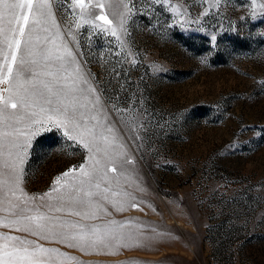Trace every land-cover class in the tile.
<instances>
[{
    "label": "rangeland",
    "instance_id": "1",
    "mask_svg": "<svg viewBox=\"0 0 264 264\" xmlns=\"http://www.w3.org/2000/svg\"><path fill=\"white\" fill-rule=\"evenodd\" d=\"M33 4L23 35L0 32V80L29 100L51 84L81 127L56 126L55 97L9 109L0 245L55 249L47 264H264V0ZM37 215L43 230L21 219Z\"/></svg>",
    "mask_w": 264,
    "mask_h": 264
},
{
    "label": "snow or ice",
    "instance_id": "2",
    "mask_svg": "<svg viewBox=\"0 0 264 264\" xmlns=\"http://www.w3.org/2000/svg\"><path fill=\"white\" fill-rule=\"evenodd\" d=\"M77 4H79L81 7L84 6V0H75ZM162 2V0H161ZM253 4H255V0H252ZM35 7H40V5H36ZM95 7H102V5H96ZM264 8V6H261ZM125 8L128 9V11H131V8L128 7L127 4H125ZM27 9V11H25ZM34 10V4L33 0H0V25H4L3 27H0V32H4L6 30H10L15 32L17 29L16 27H13L14 24L19 25V32L21 35H23L25 31V25L28 23L29 15L28 13L33 12ZM91 14V13H89ZM206 13H202L201 15H205ZM253 18H255V13H253ZM97 19L103 20L105 24H110L111 21L107 19L105 16H99ZM23 21V23H21ZM113 35H116L115 31L112 33ZM213 41H215L216 37H212ZM17 46H19V40L16 41ZM11 47V44L9 45ZM13 60H15V55L13 54ZM12 68L9 66L8 68V74L11 75ZM22 73L18 71L16 73V79L19 81V78L21 77ZM0 83L8 85V87L0 89V93H8L7 96H4L0 94V123H6L7 120L11 118V116L15 115L14 112L10 113L9 109H17V108H23L26 106L36 107L37 104L40 101H43L44 104L51 105L53 104V97H55V103L58 105L56 108L50 109L51 112L57 114L58 116H63V120H57L56 126H60L62 124H68L72 123L74 124L75 128H80L81 125L76 122V107L75 103L71 102L72 112L69 114V105L64 103V99L61 98V92L54 90L53 86L49 83H43V87L47 90L48 95L44 96L43 93H40L39 95L37 93H31L32 96H37L38 99L36 100H29V95L27 93V90L25 89V94H21L19 90V86L17 85L16 91H13V86L10 82V80L5 77L4 79L0 80ZM94 91V90H93ZM15 101V102H13ZM40 111L44 112L45 109L41 106ZM37 115L36 112H32L31 116L35 117ZM48 119H53L52 116H49ZM33 123H38V121L33 120ZM7 127H11V125H7ZM15 133L19 134V129L13 130ZM13 133L9 132L7 130L0 133V148L4 146V138H7L11 136ZM67 135V132L65 133ZM70 139H73V137H69ZM85 147H88V145H85ZM101 149H97V151H100ZM106 151V149H105ZM11 155V153H9ZM9 167L12 169V171H15L14 166L9 165ZM72 169H69V172H71ZM81 174L82 175H89L87 171H83V166L81 165ZM64 176L68 175V172L63 174ZM19 179V177H16ZM59 177L56 178V181H59ZM54 181V183L56 182ZM97 187H99L97 185ZM14 194V193H13ZM45 196L48 195V193L44 194ZM86 195L91 196L92 193H86ZM136 205H133L135 207ZM21 211H24V209H21ZM59 211V209H57ZM21 219L28 221L31 225L34 223L35 227L38 229L43 230L45 225L40 223V221H43L45 219L42 215L37 216H26L21 217ZM29 228L26 227L25 231H28ZM33 235L36 233L33 232ZM73 240L79 239L78 234H73L70 237ZM4 244L0 245V255H2L3 259H0V264H47L46 261L36 256V252H46V251H55V249H45L42 246H37L35 248H32L31 250L29 247H26L24 245L28 244H34V241L27 240L26 238L22 239L19 236H8L7 234L4 235ZM18 241L21 246L16 245H9L8 241ZM103 243V240L100 241ZM69 246H74L72 244H69ZM9 248H11V251H9ZM81 250H83V245H81Z\"/></svg>",
    "mask_w": 264,
    "mask_h": 264
}]
</instances>
